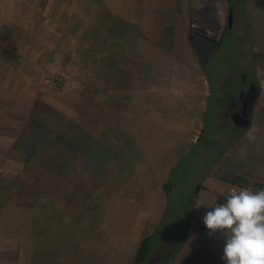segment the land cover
<instances>
[{
	"label": "rangeland",
	"instance_id": "obj_1",
	"mask_svg": "<svg viewBox=\"0 0 264 264\" xmlns=\"http://www.w3.org/2000/svg\"><path fill=\"white\" fill-rule=\"evenodd\" d=\"M133 4L123 20L100 0H0V41L20 50L0 53V264L32 245L30 264H134L184 196L160 264H226L203 217L235 187L223 176L264 186V0ZM253 83L251 123L235 127L226 114Z\"/></svg>",
	"mask_w": 264,
	"mask_h": 264
},
{
	"label": "clouds",
	"instance_id": "obj_2",
	"mask_svg": "<svg viewBox=\"0 0 264 264\" xmlns=\"http://www.w3.org/2000/svg\"><path fill=\"white\" fill-rule=\"evenodd\" d=\"M210 209L203 223L225 238L226 264H264V189L233 187L225 203Z\"/></svg>",
	"mask_w": 264,
	"mask_h": 264
},
{
	"label": "trees",
	"instance_id": "obj_3",
	"mask_svg": "<svg viewBox=\"0 0 264 264\" xmlns=\"http://www.w3.org/2000/svg\"><path fill=\"white\" fill-rule=\"evenodd\" d=\"M101 3V2H100ZM198 40V38H197ZM202 40V39H199ZM203 42H205L204 40H202ZM0 53L2 55V57L6 60L9 61H16L19 59L20 57V50H19V46L17 45V43L15 42L14 38L10 35L7 34L5 35V37L0 41ZM207 78L209 79V75H207ZM210 80V79H209ZM211 82V80H210ZM210 87L211 89H214V85L211 83ZM210 98H208V103H210ZM35 107L37 109H39L40 111L47 113V114H52L55 115L57 112L56 110H54L53 108L49 107L48 105H46L45 103L37 100L35 101ZM211 108H208V110L205 111V116H204V126H205V131L206 133L207 128H208V124L209 122L207 121V119L205 118L206 115L210 112ZM37 129H40V125H37ZM205 137V135H204ZM204 139H201V141L196 144L193 148L191 153L197 149L196 147L203 144ZM100 149V147H99ZM190 153V154H191ZM188 157V155H186L183 159H181L178 164L173 168V173L178 171V168H182V166L184 164H186V162H188L187 160H185ZM185 171V170H184ZM196 174V173H195ZM171 181L175 184H177L172 176ZM222 181L238 187V188H246L249 189L251 191H258L261 189H264V186L260 183V182H252L249 177L246 176H242V175H225L222 178ZM185 182H183L184 184ZM1 183H0V187H1ZM21 194H25V191L22 190ZM171 199L168 201V206L167 209L161 219V222L159 224V226L156 228L155 232L150 235L147 236L145 238H143L139 244V247L137 249V252L135 254V259H134V264H160V260H159V251L157 248V243L158 241L163 237V234L161 233V229L163 228V226H167L170 224L171 227V223L174 224L175 221H179L180 222V226L177 229L176 233L182 228V225H184V220L182 217H184L185 214L190 213V207L191 205L187 203L186 201V197L184 196L181 200V203L179 205H177L176 208H174L171 204ZM226 200L224 198L219 197V199L217 200V204H223L225 203ZM184 214V215H183ZM171 217V218H170ZM177 228V227H175ZM175 228H170L169 230L171 232H175L173 230H175ZM73 243H70V245H72ZM158 257V258H157Z\"/></svg>",
	"mask_w": 264,
	"mask_h": 264
},
{
	"label": "crops",
	"instance_id": "obj_4",
	"mask_svg": "<svg viewBox=\"0 0 264 264\" xmlns=\"http://www.w3.org/2000/svg\"><path fill=\"white\" fill-rule=\"evenodd\" d=\"M99 1V0H97ZM101 4L106 7V9L114 16L118 17L120 19H125L126 16L130 15V12L132 11V5L133 0H100ZM181 0H179V3ZM191 5V4H190ZM196 4L193 2V12L197 11V8L195 7ZM197 13V12H195ZM203 17L205 18V15L200 12ZM200 17V16H198ZM197 17V19H199ZM33 247V245H32ZM30 246H25L23 249H19V255H18V264H30L29 259L31 258V248ZM32 264V263H31Z\"/></svg>",
	"mask_w": 264,
	"mask_h": 264
},
{
	"label": "water",
	"instance_id": "obj_5",
	"mask_svg": "<svg viewBox=\"0 0 264 264\" xmlns=\"http://www.w3.org/2000/svg\"><path fill=\"white\" fill-rule=\"evenodd\" d=\"M228 19H229L228 25H229V28H231L232 23H233V11L231 9L229 11V18ZM200 30L201 29L198 28V31H200ZM243 79L245 80L246 77L244 76ZM259 97H260V91H259V88L256 84H253L249 91L243 92L241 94V99L244 102V106H243L242 115L233 116V122H234L236 127H242V128L249 127V125L251 123V117L253 114V110L255 108V105H256ZM203 133H204V131L202 132V134ZM202 137H203V135L200 136V138L198 139V142L201 141Z\"/></svg>",
	"mask_w": 264,
	"mask_h": 264
},
{
	"label": "flooded vegetation",
	"instance_id": "obj_6",
	"mask_svg": "<svg viewBox=\"0 0 264 264\" xmlns=\"http://www.w3.org/2000/svg\"><path fill=\"white\" fill-rule=\"evenodd\" d=\"M198 32H199L200 34H199ZM196 33H198V34H199V37L202 38L204 41L215 44L214 40L212 41V39H208V37H207V35H206L207 33H206L205 31H201V30H200V31H196ZM219 43H220V42H219ZM219 43H218V44H219ZM245 80H246V79H245ZM245 80H244V81H245ZM253 84H256V83H253ZM253 84H250V85H249V88H248L247 91L250 90V88H251V86H252ZM247 91H241V92L243 93V92H247ZM242 93L239 94V102H240L239 106H237V104H236L235 102H232L231 105H230L229 111H228V113L226 114V117H230L232 122H233V116H235V115H242L243 106H244V102H243V100L241 99V94H242ZM249 118H250V117H249ZM233 124H234V122H233ZM234 126H235V124H234ZM235 127H236V126H235Z\"/></svg>",
	"mask_w": 264,
	"mask_h": 264
}]
</instances>
